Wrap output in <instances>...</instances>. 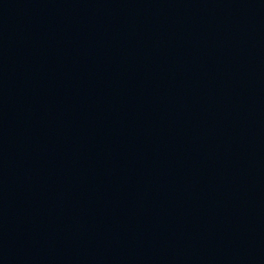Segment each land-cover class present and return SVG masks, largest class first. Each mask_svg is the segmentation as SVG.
<instances>
[{
    "label": "water",
    "instance_id": "obj_1",
    "mask_svg": "<svg viewBox=\"0 0 264 264\" xmlns=\"http://www.w3.org/2000/svg\"><path fill=\"white\" fill-rule=\"evenodd\" d=\"M0 264H264V0H0Z\"/></svg>",
    "mask_w": 264,
    "mask_h": 264
}]
</instances>
